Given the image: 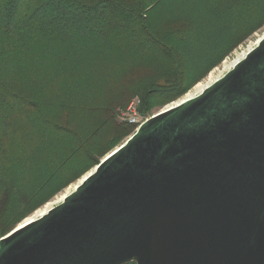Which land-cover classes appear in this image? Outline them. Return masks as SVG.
I'll use <instances>...</instances> for the list:
<instances>
[{
  "label": "trees",
  "instance_id": "trees-1",
  "mask_svg": "<svg viewBox=\"0 0 264 264\" xmlns=\"http://www.w3.org/2000/svg\"><path fill=\"white\" fill-rule=\"evenodd\" d=\"M264 28V0H0V239Z\"/></svg>",
  "mask_w": 264,
  "mask_h": 264
},
{
  "label": "water",
  "instance_id": "water-1",
  "mask_svg": "<svg viewBox=\"0 0 264 264\" xmlns=\"http://www.w3.org/2000/svg\"><path fill=\"white\" fill-rule=\"evenodd\" d=\"M173 104L2 237L0 264H264V36Z\"/></svg>",
  "mask_w": 264,
  "mask_h": 264
},
{
  "label": "rangeland",
  "instance_id": "rangeland-1",
  "mask_svg": "<svg viewBox=\"0 0 264 264\" xmlns=\"http://www.w3.org/2000/svg\"><path fill=\"white\" fill-rule=\"evenodd\" d=\"M264 36V28L259 31L258 33L254 34L253 37H251L244 45L240 46L230 57H228L220 66H218L217 68H215L203 81H201L200 83H198L191 91H189L183 98H185L188 94H191V93H195L196 90H197V87L201 84L203 85H206L210 80L214 79L217 80L218 78L224 76L230 69L233 68L234 65V62L236 59H238L239 57H244L246 55V53L253 49L254 46L257 44V41L259 39H261L262 37ZM244 54V55H243ZM243 55V56H242ZM241 58V59H242ZM213 81V82H214ZM182 98V99H183ZM132 102H135L137 103V107H136V113L139 117V120L141 122H144L145 120H147L148 118L152 117L154 114L160 112L161 110H163L164 108H166L167 106H170L171 104H168L162 108H158V109H155L152 111V113H149L147 115H144L142 114L140 111H139V106L141 103H138L140 102V99L139 98H134L130 103L129 105L132 103ZM175 103V102H174ZM173 104V103H172ZM129 105L123 110L121 111L119 117H118V122L119 124H123V125H128V126H133L129 123H127L126 121V117H127V111H128V108H129ZM133 131L131 132V134L124 140L120 143V145H118L116 148H114L112 151H114L115 149H117L118 147H120L122 144H124L127 139H129L135 132H136V126L133 127ZM112 151H110L108 154H110ZM107 154V155H108ZM106 155V156H107ZM105 156V157H106ZM104 157V158H105ZM103 158V159H104ZM102 159V160H103ZM101 160V161H102ZM92 171V170H91ZM88 174V173H87ZM86 174V175H87ZM83 178V177H82ZM81 178V179H82ZM80 179V180H81ZM80 180H78L77 182H75L74 184L70 185L67 189H65L63 192L59 193L56 197H54L49 203H47L45 206H43L41 209L39 210H42L44 209L46 206H49V209H51L52 207L58 205L59 203L57 202L58 199L64 195V194H68V193H71L75 186L80 182ZM68 192V193H67ZM38 210V211H39ZM38 211H36L32 216H34L35 214L38 213ZM31 216V217H32Z\"/></svg>",
  "mask_w": 264,
  "mask_h": 264
},
{
  "label": "bare ground",
  "instance_id": "bare-ground-1",
  "mask_svg": "<svg viewBox=\"0 0 264 264\" xmlns=\"http://www.w3.org/2000/svg\"><path fill=\"white\" fill-rule=\"evenodd\" d=\"M257 45V44H256ZM250 51V50H249ZM247 54V53H246ZM244 55V54H243ZM242 55V56H243ZM245 57V56H244ZM243 57V58H244ZM242 57H239L238 59H236L235 60V62H234V64H232V65H235L238 61H240V60H242L241 59ZM234 67V66H233ZM214 79H212V80H210L206 85H199L198 87H197V90H196V92L195 93H191V94H188L186 97H185V99H188V98H193V97H195L196 95H198V94H200L203 90H205L208 86H210V85H212L214 82ZM173 106L175 105V104H172ZM171 105V106H172ZM168 107V106H167ZM170 107V106H169ZM80 183V182H79ZM76 187V186H75ZM68 193V192H67ZM69 194V193H68ZM68 194H64V195H62L59 199H58V203H61L62 201H63V199L65 198V196L66 195H68ZM49 210V206H46L44 209H42V210H39L38 211V213L37 214H35L34 216H32V217H29L27 220H26V222H28V221H31V220H35V219H37V218H39V217H41L42 215H44L47 211Z\"/></svg>",
  "mask_w": 264,
  "mask_h": 264
},
{
  "label": "built area",
  "instance_id": "built-area-1",
  "mask_svg": "<svg viewBox=\"0 0 264 264\" xmlns=\"http://www.w3.org/2000/svg\"><path fill=\"white\" fill-rule=\"evenodd\" d=\"M140 103V102H138ZM136 107H137V103L132 102L129 105L128 111H127V117H126V121L127 123L136 126V130L140 127V125L143 123L139 120V117L136 113Z\"/></svg>",
  "mask_w": 264,
  "mask_h": 264
}]
</instances>
